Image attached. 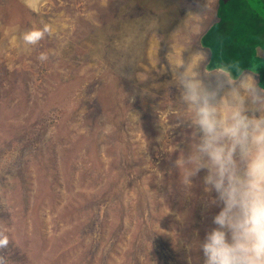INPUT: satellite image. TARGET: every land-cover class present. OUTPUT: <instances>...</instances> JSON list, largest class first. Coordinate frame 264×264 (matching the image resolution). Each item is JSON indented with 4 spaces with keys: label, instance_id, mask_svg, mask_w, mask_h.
Segmentation results:
<instances>
[{
    "label": "rangeland",
    "instance_id": "374dc122",
    "mask_svg": "<svg viewBox=\"0 0 264 264\" xmlns=\"http://www.w3.org/2000/svg\"><path fill=\"white\" fill-rule=\"evenodd\" d=\"M208 1L0 0V264H196L171 68L222 20L264 69L258 11Z\"/></svg>",
    "mask_w": 264,
    "mask_h": 264
},
{
    "label": "clouds",
    "instance_id": "9594fccd",
    "mask_svg": "<svg viewBox=\"0 0 264 264\" xmlns=\"http://www.w3.org/2000/svg\"><path fill=\"white\" fill-rule=\"evenodd\" d=\"M171 72V107L185 128L180 183L187 195L198 186L203 208L216 209L185 248L196 264H264V85L252 73L206 70L195 55Z\"/></svg>",
    "mask_w": 264,
    "mask_h": 264
},
{
    "label": "trees",
    "instance_id": "16d2710c",
    "mask_svg": "<svg viewBox=\"0 0 264 264\" xmlns=\"http://www.w3.org/2000/svg\"><path fill=\"white\" fill-rule=\"evenodd\" d=\"M224 28V22L217 21L201 38V45L211 49V59L206 70H221L234 75L250 69L259 75V82L264 85V69H259L263 63H255L251 58L250 47L231 44Z\"/></svg>",
    "mask_w": 264,
    "mask_h": 264
},
{
    "label": "water",
    "instance_id": "95a60500",
    "mask_svg": "<svg viewBox=\"0 0 264 264\" xmlns=\"http://www.w3.org/2000/svg\"><path fill=\"white\" fill-rule=\"evenodd\" d=\"M251 7L256 9L258 13L264 18V2L263 0H248Z\"/></svg>",
    "mask_w": 264,
    "mask_h": 264
},
{
    "label": "crops",
    "instance_id": "0c3cea01",
    "mask_svg": "<svg viewBox=\"0 0 264 264\" xmlns=\"http://www.w3.org/2000/svg\"><path fill=\"white\" fill-rule=\"evenodd\" d=\"M206 2H209L208 0H206ZM215 4V8H216V14H218V9H219V2L217 3H214ZM209 9V8H208ZM261 18H263L261 15H259ZM208 18V17H207ZM264 19V18H263ZM216 23L217 22V20H214L213 22H211L212 24L205 30V32L204 33H206L208 30H209V28L213 25V23ZM203 35V34H202ZM208 49L210 50V56H211V49L208 47ZM247 71H251L252 72V70H247Z\"/></svg>",
    "mask_w": 264,
    "mask_h": 264
}]
</instances>
